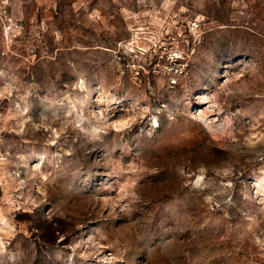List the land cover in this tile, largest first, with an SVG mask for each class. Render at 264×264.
Segmentation results:
<instances>
[{
	"label": "rangeland",
	"instance_id": "374dc122",
	"mask_svg": "<svg viewBox=\"0 0 264 264\" xmlns=\"http://www.w3.org/2000/svg\"><path fill=\"white\" fill-rule=\"evenodd\" d=\"M0 264H264V0H0Z\"/></svg>",
	"mask_w": 264,
	"mask_h": 264
},
{
	"label": "built area",
	"instance_id": "2783aa9c",
	"mask_svg": "<svg viewBox=\"0 0 264 264\" xmlns=\"http://www.w3.org/2000/svg\"><path fill=\"white\" fill-rule=\"evenodd\" d=\"M4 27H5V30L11 34H16V33L21 32V26L18 24H15V25L11 24L10 21H8L6 24H4Z\"/></svg>",
	"mask_w": 264,
	"mask_h": 264
}]
</instances>
